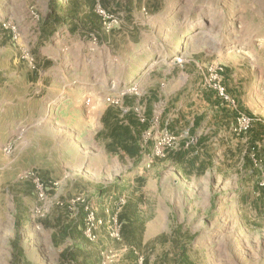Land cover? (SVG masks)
I'll list each match as a JSON object with an SVG mask.
<instances>
[{"label":"rangeland","instance_id":"obj_1","mask_svg":"<svg viewBox=\"0 0 264 264\" xmlns=\"http://www.w3.org/2000/svg\"><path fill=\"white\" fill-rule=\"evenodd\" d=\"M54 1L89 8L0 0V264H264V0H95L41 42Z\"/></svg>","mask_w":264,"mask_h":264},{"label":"trees","instance_id":"obj_2","mask_svg":"<svg viewBox=\"0 0 264 264\" xmlns=\"http://www.w3.org/2000/svg\"><path fill=\"white\" fill-rule=\"evenodd\" d=\"M88 3V11L80 13L76 4L71 6H64L63 3L53 2L50 4V11L41 21L40 26V38L41 42L48 40L52 33L57 29L64 27L70 33H90L96 31L91 25L100 24V17L94 12L96 5L95 0H85ZM90 19H89V18ZM94 17V18H93ZM95 26L94 28H96ZM112 136L115 139L116 144L125 150L129 155L135 156L139 154V144L136 137L131 132L129 126L116 124L113 125ZM183 154L178 157V160H182Z\"/></svg>","mask_w":264,"mask_h":264},{"label":"built area","instance_id":"obj_3","mask_svg":"<svg viewBox=\"0 0 264 264\" xmlns=\"http://www.w3.org/2000/svg\"><path fill=\"white\" fill-rule=\"evenodd\" d=\"M217 92H218V95L223 97L224 96V88L221 86V87H218L216 88ZM238 126L236 128H234V131L238 132V131H241V128L242 126L244 127L243 129H246L249 127V125H251V119L248 118L247 116H245L243 113H240L238 112ZM160 147H161V143L158 144L157 146V150H156V153L155 155L159 154L160 152ZM34 183H35V188H36V191L38 193V197L40 199H43L44 198V185L42 182H40V180L38 178H36L34 180ZM264 184V182L262 183ZM263 208H264V205H263ZM96 210H94L93 208L90 210H87V222H86V226H85V230H84V235L86 238L90 239V240H93L95 239V234H94V230H95V227L97 226V223H98V220L96 218ZM106 214L107 217H108V222L111 224V237H118V220H117V214H112L110 212V209H106Z\"/></svg>","mask_w":264,"mask_h":264},{"label":"bare ground","instance_id":"obj_4","mask_svg":"<svg viewBox=\"0 0 264 264\" xmlns=\"http://www.w3.org/2000/svg\"><path fill=\"white\" fill-rule=\"evenodd\" d=\"M238 52H240V51H238ZM242 52H245V53H247V51H242Z\"/></svg>","mask_w":264,"mask_h":264}]
</instances>
